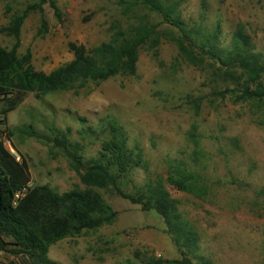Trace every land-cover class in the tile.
Returning <instances> with one entry per match:
<instances>
[{"label": "rangeland", "instance_id": "rangeland-1", "mask_svg": "<svg viewBox=\"0 0 264 264\" xmlns=\"http://www.w3.org/2000/svg\"><path fill=\"white\" fill-rule=\"evenodd\" d=\"M56 1L62 18L46 5L47 30L42 16L33 13L20 38L19 53L31 52L35 68L45 73L74 59L70 43L92 48L140 21L160 24L163 34L159 45L141 49L135 75L90 83L79 92L42 98L28 94L7 115V130L0 139L17 160H26L34 185H47L60 195L84 190L74 163L53 143L55 129L69 133L88 163L99 158L102 142L110 137L105 121L114 117L123 125L129 147L138 145L144 152V164L122 184L124 192L136 195L150 184H164L176 213L199 237L198 249L190 256L194 264L204 260L264 264V99L240 97L247 77H221L211 60L200 55L189 59L181 54L171 38L175 31L161 24V17L146 10L127 16L121 0ZM175 1L190 24L202 18L210 28L220 24L221 47L229 45L241 28L264 53V0ZM10 16L7 2L0 0V27ZM14 43L0 34V46L11 50ZM85 128L92 129L90 136ZM177 166L201 176L199 186H206L205 196L195 197L165 180ZM100 192L118 213L115 223L51 246L49 262L171 264L182 259L165 220L155 210L144 211L111 190ZM33 262L0 253V264Z\"/></svg>", "mask_w": 264, "mask_h": 264}, {"label": "trees", "instance_id": "trees-1", "mask_svg": "<svg viewBox=\"0 0 264 264\" xmlns=\"http://www.w3.org/2000/svg\"><path fill=\"white\" fill-rule=\"evenodd\" d=\"M5 1L11 16L7 25L0 27V34L13 38L15 43L11 50L0 46V102L3 103L0 127H5L3 132L0 130V136L7 130V115L18 109L28 94L42 98L57 92H79L90 83L99 84L118 75H135L141 49L148 44L159 45L163 34V30H159L160 24L140 21L130 31L121 32L110 42L92 48L70 43L74 59L45 73L35 68L31 52L19 53L20 38L26 20L33 13L42 16V26L47 30L46 5H50L61 19L57 1ZM120 3L127 16L146 10L161 17V24L175 31L171 38L181 54L189 59L195 60L200 55L211 60L221 77H247L242 99H264V53L257 50L243 29L238 28L230 44L221 47L220 24L210 28L203 24V18L190 24L184 19L181 4L175 0H121ZM16 5L22 7L14 10ZM105 123L110 137L102 142L99 158L88 163L71 143L69 133L55 129L53 143L74 163L86 186L84 190L60 195L47 185L35 186L16 205V193L24 190L31 181L30 168L25 159L17 160L0 139V253L22 255L30 261L38 256L42 264H52L47 258L51 246L85 230H97L115 223L118 213L100 192L111 190L133 204L141 205L144 211L155 210L165 220L168 233L182 257L169 263L194 264L190 256L198 249L199 237L176 213L164 184H150L136 195L124 192L122 184L134 169L143 166L144 152L138 145L129 147L124 127L118 119L108 117ZM83 131L86 135L92 134L91 128ZM27 133L37 135L35 131ZM165 180L195 197L206 195V186H199L201 176L186 167H174ZM202 264L210 262L204 260Z\"/></svg>", "mask_w": 264, "mask_h": 264}, {"label": "built area", "instance_id": "built-area-1", "mask_svg": "<svg viewBox=\"0 0 264 264\" xmlns=\"http://www.w3.org/2000/svg\"><path fill=\"white\" fill-rule=\"evenodd\" d=\"M18 159V158H17ZM33 187H35L34 183L32 181H30L27 185V187L22 190V191H19L16 193L15 195V205L17 204L18 200L21 199L22 197H24V195L30 190L32 189Z\"/></svg>", "mask_w": 264, "mask_h": 264}, {"label": "water", "instance_id": "water-1", "mask_svg": "<svg viewBox=\"0 0 264 264\" xmlns=\"http://www.w3.org/2000/svg\"><path fill=\"white\" fill-rule=\"evenodd\" d=\"M34 264H40V260L38 256H34Z\"/></svg>", "mask_w": 264, "mask_h": 264}]
</instances>
